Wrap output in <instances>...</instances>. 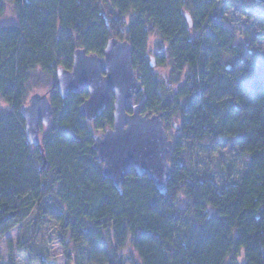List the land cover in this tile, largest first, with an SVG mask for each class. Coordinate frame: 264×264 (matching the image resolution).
<instances>
[{"label":"trees","instance_id":"1","mask_svg":"<svg viewBox=\"0 0 264 264\" xmlns=\"http://www.w3.org/2000/svg\"><path fill=\"white\" fill-rule=\"evenodd\" d=\"M223 1L0 0V17L11 6L17 18L0 25V236L10 251L8 234L21 225L16 250L47 263L23 226L37 212V222L48 213L58 224L77 264H127V245L130 264H264V61L256 38L240 40L228 25ZM151 36L158 50H149ZM110 38L132 47L141 112L178 129L165 194L133 169L121 194L102 175L93 136L112 126V96L90 126L79 111L86 91L61 98L50 89L40 146L26 139L34 77L71 70L77 48L103 56ZM223 145L245 166L219 185L195 162Z\"/></svg>","mask_w":264,"mask_h":264},{"label":"water","instance_id":"2","mask_svg":"<svg viewBox=\"0 0 264 264\" xmlns=\"http://www.w3.org/2000/svg\"><path fill=\"white\" fill-rule=\"evenodd\" d=\"M264 3V0H255ZM191 25V19L186 14ZM150 65L154 66L152 59ZM53 85L61 98L86 91L79 111L86 121L100 116L113 97V123L101 134L93 136L96 159L102 164V175L121 194L125 177L133 169L147 176L159 193L165 194L171 175L168 155L173 142L168 138L161 114H143L140 104L127 111L130 99L143 92V85L132 65V47L126 40L110 38L103 56L74 50L71 70L58 69ZM48 93H32L22 108L28 143L40 146L41 126L46 127L53 115ZM45 163V161H44Z\"/></svg>","mask_w":264,"mask_h":264},{"label":"rangeland","instance_id":"3","mask_svg":"<svg viewBox=\"0 0 264 264\" xmlns=\"http://www.w3.org/2000/svg\"><path fill=\"white\" fill-rule=\"evenodd\" d=\"M220 7L225 19L229 22L228 25L238 33V36L241 37L239 38L240 40L245 37L246 33L256 38L254 49H256L259 58L264 61V3L255 0H224ZM16 22L17 18L13 8L7 6L5 13L0 17V25H12ZM248 40L251 39L248 38ZM161 46V42L156 36L150 37L148 45L150 51L154 49L158 50ZM159 78H162V76L160 75ZM55 80L56 78L48 74L35 76L34 82H32L33 79L31 80V94L34 92L48 93L50 99L49 91L55 88H53ZM137 97L135 96L130 99L129 103L131 105L141 103L144 95L142 94L141 100H138ZM87 122L90 126L93 125V120ZM172 125L171 121L170 123H163L168 138L171 140L178 134L177 127H173ZM202 156H204V161L199 157L195 162L196 168L203 171L205 164L208 167L209 174L219 185L237 177L245 166L244 160L227 145L219 146L214 151L208 147ZM37 214V212H33L23 223V226L27 229L25 230L26 236L33 235V238L29 239L31 250H34L36 253L42 251L47 262L46 264H77L74 259L68 260L65 250L58 242V224L53 221L48 213H44L42 222H37ZM22 229V226L18 225L8 234L14 245L12 251L8 249L6 238L0 236V264H40L37 261H32V257L16 250V243L20 238ZM131 250L130 245H127L122 251L123 256L126 257L127 264H130L129 254ZM84 261L81 264H86V261Z\"/></svg>","mask_w":264,"mask_h":264},{"label":"flooded vegetation","instance_id":"4","mask_svg":"<svg viewBox=\"0 0 264 264\" xmlns=\"http://www.w3.org/2000/svg\"><path fill=\"white\" fill-rule=\"evenodd\" d=\"M136 104H139V103H136ZM133 105H135V104H132V105H131L130 103L128 104V106H130V107H132ZM140 107H141V106H140ZM127 108H128V107H127ZM143 114H145V113H143ZM162 122H163V121H162ZM164 128H165V127H164Z\"/></svg>","mask_w":264,"mask_h":264}]
</instances>
